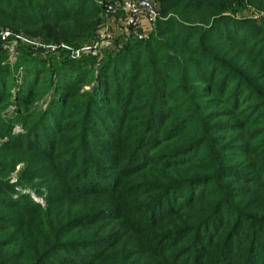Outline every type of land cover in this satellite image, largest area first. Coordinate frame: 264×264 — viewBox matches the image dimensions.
<instances>
[{
	"label": "trees",
	"instance_id": "16d2710c",
	"mask_svg": "<svg viewBox=\"0 0 264 264\" xmlns=\"http://www.w3.org/2000/svg\"><path fill=\"white\" fill-rule=\"evenodd\" d=\"M157 1L99 59L96 0H0V264H264V0Z\"/></svg>",
	"mask_w": 264,
	"mask_h": 264
},
{
	"label": "built area",
	"instance_id": "2783aa9c",
	"mask_svg": "<svg viewBox=\"0 0 264 264\" xmlns=\"http://www.w3.org/2000/svg\"><path fill=\"white\" fill-rule=\"evenodd\" d=\"M96 2L102 10L101 25L92 39L82 47L73 49V57H81L87 54L97 56L100 59L106 51L120 48L126 39H146L161 17L157 0H96ZM119 18L116 26L113 25L111 21ZM12 35L11 30L0 29L2 40H8ZM18 40L35 49L42 48L45 52L57 53L60 49L55 43H45L39 38L17 34V40L13 39L9 43L12 60L16 59L15 47ZM62 46L69 48L66 45Z\"/></svg>",
	"mask_w": 264,
	"mask_h": 264
},
{
	"label": "rangeland",
	"instance_id": "374dc122",
	"mask_svg": "<svg viewBox=\"0 0 264 264\" xmlns=\"http://www.w3.org/2000/svg\"><path fill=\"white\" fill-rule=\"evenodd\" d=\"M252 14H254V18H258L259 20L261 19V16H262V13H259V12H257V11H255V12H253ZM251 15V14H250ZM258 17H257V16ZM119 20H120V18L119 19H117V20H112L111 22L113 23V25H115L116 26V22H119Z\"/></svg>",
	"mask_w": 264,
	"mask_h": 264
},
{
	"label": "water",
	"instance_id": "95a60500",
	"mask_svg": "<svg viewBox=\"0 0 264 264\" xmlns=\"http://www.w3.org/2000/svg\"><path fill=\"white\" fill-rule=\"evenodd\" d=\"M40 201H42V200L40 199Z\"/></svg>",
	"mask_w": 264,
	"mask_h": 264
}]
</instances>
